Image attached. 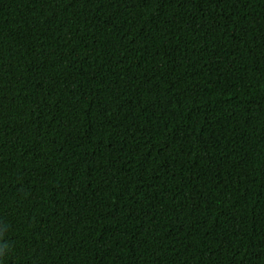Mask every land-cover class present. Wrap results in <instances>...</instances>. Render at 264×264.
Returning a JSON list of instances; mask_svg holds the SVG:
<instances>
[{"label": "trees", "instance_id": "16d2710c", "mask_svg": "<svg viewBox=\"0 0 264 264\" xmlns=\"http://www.w3.org/2000/svg\"><path fill=\"white\" fill-rule=\"evenodd\" d=\"M0 264H264V0H0Z\"/></svg>", "mask_w": 264, "mask_h": 264}]
</instances>
